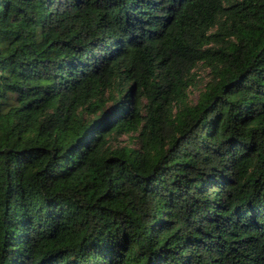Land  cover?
Returning a JSON list of instances; mask_svg holds the SVG:
<instances>
[{
    "label": "trees",
    "instance_id": "trees-1",
    "mask_svg": "<svg viewBox=\"0 0 264 264\" xmlns=\"http://www.w3.org/2000/svg\"><path fill=\"white\" fill-rule=\"evenodd\" d=\"M0 264H264V0H0Z\"/></svg>",
    "mask_w": 264,
    "mask_h": 264
},
{
    "label": "rangeland",
    "instance_id": "rangeland-1",
    "mask_svg": "<svg viewBox=\"0 0 264 264\" xmlns=\"http://www.w3.org/2000/svg\"><path fill=\"white\" fill-rule=\"evenodd\" d=\"M207 72H208V68H205L204 66L202 65H199V67L197 68L196 72H195V77L197 79V83L199 84L200 82H204L205 80H207L209 77L207 75ZM197 95H198V90L197 89H194L192 92H191V99H196L197 98Z\"/></svg>",
    "mask_w": 264,
    "mask_h": 264
}]
</instances>
